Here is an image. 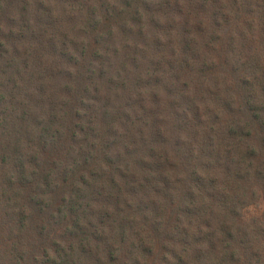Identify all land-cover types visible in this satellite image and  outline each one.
I'll list each match as a JSON object with an SVG mask.
<instances>
[{
  "label": "trees",
  "instance_id": "obj_1",
  "mask_svg": "<svg viewBox=\"0 0 264 264\" xmlns=\"http://www.w3.org/2000/svg\"><path fill=\"white\" fill-rule=\"evenodd\" d=\"M162 1L151 2L150 8L144 0L150 29L131 38L125 33L129 14L120 11V0L114 1L118 6L113 16L108 8L114 5L105 12L99 9L100 17L89 7L78 31L90 37L82 50L86 67L69 74L70 80L81 82L75 91L87 95L96 112L80 135L72 121L67 122L70 129L59 125L64 133L48 126L61 105L44 88L22 96L0 84L15 103L0 111V264H264V23H259L264 4L261 12L249 16L258 40L255 54L243 43L229 50L234 53L221 90L216 79L195 69L191 97L178 104V70H187L183 54L189 52L184 38L189 14L180 9L177 20L167 16L168 25L160 22ZM228 3L231 12L238 9L237 0ZM141 16L137 25H143ZM90 25L95 26L92 35L86 30ZM110 25L121 26L123 35L117 27L121 44L105 62L117 56L119 61L109 67L124 71L131 59L142 69L138 79L114 72L113 82L106 75L101 78L99 69L91 70L89 52L109 45L99 32ZM167 28L173 36L164 39ZM9 32L10 37L3 36L8 43ZM202 38L197 31L196 39ZM72 45L67 40L63 48ZM139 45L146 56L132 54ZM213 47L221 57L222 48ZM21 61L28 64L25 56ZM30 65L31 70L38 67L33 59ZM8 68L10 63L0 67V74ZM206 78L212 79L208 89L201 84ZM142 79L145 85L133 92L136 101L129 102L132 92L126 82L130 88ZM146 88L152 89L150 94L140 99ZM32 98L36 104L30 103ZM33 106L50 119L32 114ZM63 106L75 108L71 102ZM145 113L150 118L144 119ZM175 113L185 117L179 148L169 145L171 140L166 146L162 138L167 117ZM30 118H37L35 124ZM31 125L40 138L22 150L18 131L28 133ZM172 151L180 155L181 167ZM4 169L14 174L3 178ZM259 200L263 210L257 218L250 213Z\"/></svg>",
  "mask_w": 264,
  "mask_h": 264
},
{
  "label": "rangeland",
  "instance_id": "obj_2",
  "mask_svg": "<svg viewBox=\"0 0 264 264\" xmlns=\"http://www.w3.org/2000/svg\"><path fill=\"white\" fill-rule=\"evenodd\" d=\"M114 1L115 0H0V67L7 63L9 65L10 63V68H8L4 74H0V84L7 86V90L13 88L15 92H20L22 96L25 91L30 92L32 89L37 91L40 87L55 96V102L61 105V109H57L53 112L56 117L54 120L55 122L53 121V123L48 124V126H53L52 128H56L60 133L65 132L63 127H68L70 129L69 124L67 125L68 121L77 124V126L74 127L77 134L80 132L82 133V129L87 128V119L91 120L96 113L89 107L90 104H93V101L87 99V95L81 90L75 91L76 88L78 89L81 86V82L70 80L69 74H74L79 70H83L84 68L79 69L82 66L86 67L82 50L90 37L85 39L83 34H80V32L78 33V31L82 25V20L86 17V13L90 9L89 7L98 10L96 16L100 17L99 9L105 12L104 9H106L107 6L114 5L112 8H108L110 15H112L117 11L116 9L118 6ZM146 1L151 8V2L155 0ZM164 1L167 2L168 5L164 3ZM244 2L243 4L237 0L238 4L235 5L238 9L233 12H231L232 7L229 6L228 0H163L162 5L164 8H157L158 14H160L161 19L164 20H160V22H165L167 25L169 23L167 21V16L177 20L180 9H185L189 14V19L186 18L187 34L184 35L186 39L185 43L189 44L186 45V47L189 48V52L185 55L183 54L187 64V70L182 74V68L178 70V89L181 90L182 94L175 98L176 103L182 104L190 99L193 71L197 73L195 69L199 70V68H202L209 76L216 79V82L220 84L219 90H221L225 88L224 82L228 81V63L232 58L230 55L234 53L229 50L231 48L239 49V45L243 43L246 48L251 49L250 51L252 54H255V43L258 40L255 39V34L252 32L251 25L249 24V16H256V11L258 13L261 12L264 0H245ZM120 3L121 6H118L120 11L122 9L129 14L126 18V25L129 26V29L125 31V33L129 35L130 38L135 37V34L141 36V31H145V28L150 29L149 25H145L150 21V8L144 5V0H134V2L133 0H120ZM241 4H243V6ZM115 6L116 8H114ZM245 6H248V8ZM140 13L142 14L140 23H143V25H137L136 23L139 21L138 15ZM233 14L237 18L235 22H232L231 15ZM183 20H185V18L181 19V22ZM259 23H264V17L260 19ZM117 27H119L118 30H120L121 35H123L121 26ZM117 27L116 25H110V27L106 28V31L102 30L99 32V35L104 34L103 40L104 42H108L109 45L104 43L103 49H99L98 47L96 53L89 52L91 70L94 69L97 72L99 69L101 78L106 75L107 80L111 78L113 82L117 80L114 72H121L127 75L130 74L131 76L133 75L135 79H138V76L142 74V69L136 65L135 62H131V59L126 61L130 66L124 63V71L116 69L115 67H109L110 63H114L116 60L119 61L117 56L110 63H106L104 60V58L113 57L115 53L113 49L121 44V35L116 30ZM155 27L156 25L154 22L152 29H155ZM169 27L171 28L172 25ZM195 27L197 29H195ZM94 28L95 26L90 25L86 30L92 35L95 33ZM170 28L164 29L162 33L164 39L165 36L168 38L173 36V29ZM9 31H12V38L8 43L6 41V36L10 37ZM197 31L202 32L203 38L200 40L196 39ZM17 34L22 36L15 39L14 36ZM4 35H6L5 41L3 40ZM163 38L160 39L164 41ZM67 40L73 42L71 48H63ZM213 46H216L215 48H222L223 55L221 57L216 56ZM206 48L209 49V54ZM203 50L207 57L203 55ZM132 54L136 57L140 55L146 56V53L141 49L140 45ZM23 56H25L28 64L22 63L21 60ZM178 58H181V54L177 56V59ZM32 59L33 61L36 60L38 64V67L34 70H31L33 65H30ZM212 64L215 68L213 70L211 68ZM26 65L29 70L25 69ZM157 65L160 66L161 61H159ZM16 66L20 68L19 72H17ZM154 67L155 66H153V68ZM95 71L94 74L96 76L98 74ZM207 78L201 81V84L203 88L208 89L210 87L209 82L212 79ZM145 80L146 79H142L141 81L137 80L133 82L130 88L126 82L127 90L129 93L132 92L129 96V102L135 100L133 92L137 90V86L145 85ZM184 81L186 82L185 85H183ZM135 83H137V85L134 87ZM174 84H176V82H174ZM92 86L95 85L92 83ZM99 88H102L101 81ZM150 90L152 89L146 88L144 92L142 91L140 99L144 94H150ZM183 90L185 91L183 92ZM0 92H3L5 95V97L0 95L2 98L0 99V111L6 106L15 107V103L10 101L7 92L3 91L2 88ZM91 92L94 91L89 88L88 93H90V96L92 95ZM31 95L35 94L31 92ZM204 96L205 98L209 97L208 94H204ZM71 97L72 101L70 100ZM17 99L19 100V98ZM32 100L33 101L30 102L31 104H36L38 101L35 98H32ZM68 102H71L75 108L70 110V107L67 108L63 106ZM22 103L24 102L22 101ZM30 109L31 113L35 114L37 117L50 119L41 116L39 107L33 106V108ZM143 118L148 119L150 117L145 113ZM36 120L37 118H30L27 121L35 124ZM167 124L168 126L164 130L165 135H163L162 138L166 140V146L168 145V141L171 140L169 145L174 143V148H179L180 129L185 126V117L183 115L181 116L179 113H175L172 117H167ZM5 125L6 124H3L1 129ZM59 125L63 127L60 128ZM143 125L147 124L144 123ZM21 126L23 127L24 125ZM17 136H19L17 138L21 141L19 145L22 150L26 149L27 146L32 147L34 141L40 138L38 136V130L36 129L35 131L32 125L28 133L24 130H20ZM172 155H175L176 162L179 167H181L180 155H176L174 151H172L171 156ZM183 160L184 158L182 157V161ZM13 174L14 173L8 169L3 170V178L8 179V175L12 176ZM262 210L263 205L259 200L257 207L251 210L252 213L250 214L251 216L259 218L261 217L260 212Z\"/></svg>",
  "mask_w": 264,
  "mask_h": 264
}]
</instances>
